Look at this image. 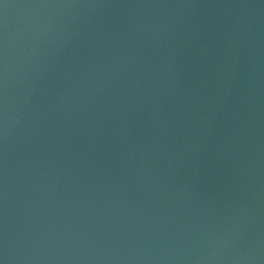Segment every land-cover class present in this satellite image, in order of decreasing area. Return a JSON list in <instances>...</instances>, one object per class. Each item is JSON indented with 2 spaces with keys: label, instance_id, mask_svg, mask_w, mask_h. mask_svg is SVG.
Returning a JSON list of instances; mask_svg holds the SVG:
<instances>
[{
  "label": "water",
  "instance_id": "95a60500",
  "mask_svg": "<svg viewBox=\"0 0 264 264\" xmlns=\"http://www.w3.org/2000/svg\"><path fill=\"white\" fill-rule=\"evenodd\" d=\"M0 264H264V0H0Z\"/></svg>",
  "mask_w": 264,
  "mask_h": 264
}]
</instances>
